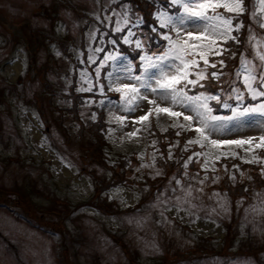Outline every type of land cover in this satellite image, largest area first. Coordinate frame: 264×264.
<instances>
[{
    "label": "rangeland",
    "instance_id": "374dc122",
    "mask_svg": "<svg viewBox=\"0 0 264 264\" xmlns=\"http://www.w3.org/2000/svg\"><path fill=\"white\" fill-rule=\"evenodd\" d=\"M119 1L0 0V264H264V148L256 147L264 128L245 124L229 131L230 124L211 138L256 139L209 154L208 147L176 149L179 136L185 146L198 138L179 127L187 124L183 116L153 113L141 121L154 108L148 100L170 106L160 101L161 90L141 87L148 99L128 104L114 89L140 87L129 76L156 87L159 69L138 74L127 58L93 46L101 14L115 32L127 28L131 4ZM253 9L262 42L264 16L257 2ZM86 25L90 48L80 59L88 63L78 69L69 55L80 46ZM138 31H130L129 40ZM233 42L218 39L220 54L209 52L208 65L195 57L199 67H190L189 79L201 69L207 79L200 81L204 87L189 85L188 95H213L217 87L205 83L211 70L220 74L225 67ZM168 47L160 54L143 48L154 63L170 64L158 59ZM110 61L102 81L108 87L100 90ZM102 97L109 98L102 106L103 148L95 151ZM208 103L212 115L224 116L217 115V101ZM172 111L194 115L179 106ZM198 126L194 121L193 128Z\"/></svg>",
    "mask_w": 264,
    "mask_h": 264
},
{
    "label": "snow or ice",
    "instance_id": "6c2138e0",
    "mask_svg": "<svg viewBox=\"0 0 264 264\" xmlns=\"http://www.w3.org/2000/svg\"><path fill=\"white\" fill-rule=\"evenodd\" d=\"M259 12L264 16V0H257ZM172 5H180L183 9V14L173 17L167 12H160L158 19L161 27H170L175 31L176 39L170 35L165 34L163 39L168 41V50L158 59L161 62L173 61L172 63H154L150 57H142L145 60V73L149 69H159V78L155 80L156 87H150L147 80H143L140 76H129V79L139 82L140 87L135 84H124L114 90L123 94L128 104H133L138 100H147V96L141 95L140 88H150L151 92L156 93L160 91L159 99L162 103H168L169 107H161L156 100H148V103L154 108L150 109L145 116L139 119L145 121L148 116L153 113L159 117V114L165 113L170 117H180L187 124H181L179 127L185 130H193L197 133L198 138L189 140L188 144H198L201 148L208 147L209 154L212 149L219 150L223 145H236L238 147L244 144H252L256 138H249L248 140H216L211 138L212 133H221L231 124L232 128H239L247 125H255L264 128V103L256 105L238 104L236 107L224 103L223 107L230 108L232 115L230 116H216L212 115L213 109L209 106V101H217L220 103L218 95H207L203 92L198 95L190 96L186 89L189 85L196 87H204L200 84L201 80L207 79L205 72L201 69L195 73L196 79H189L192 73L189 71L190 67H199L198 61L195 59L199 56L208 65L207 54L217 49L218 39L227 41L231 39L239 42L238 37L232 36L233 31H239L243 27L242 22H238L233 27V20L237 19L246 11L244 0H171ZM219 9H224L220 12ZM232 14V15H229ZM192 25L193 30H188V24ZM264 27V23H261ZM120 29L118 28L117 31ZM183 31V35L181 34ZM261 43L256 45V58L261 62L260 75L257 77V69L251 60L244 59L241 61V71L237 72V76H243V84L246 87L248 94L252 100H257L264 97V50L261 49ZM137 47H141L137 43ZM189 57H192L189 59ZM108 59L115 60V57H108ZM179 61V64L174 63ZM223 64V60L220 61ZM211 67L215 68L213 63ZM172 68L169 72L165 69ZM132 66L128 65L127 71L131 72ZM246 73V74H245ZM157 73L153 72L155 77ZM212 76L219 80L220 74L212 73ZM235 98L237 101H243L244 96L239 89H234ZM231 98V97H229ZM138 107V104H136ZM179 106L185 111H190L194 115H184L183 112L172 111L173 107ZM128 111L135 110L134 108L126 109ZM198 122V127L193 128V122ZM177 125L174 124L173 127ZM260 143L256 144L258 148H264V136L259 137ZM226 154V153H224ZM196 155H200L197 153ZM235 155V153H233ZM219 157H217L218 159ZM257 160V157H253ZM187 165H185L186 167Z\"/></svg>",
    "mask_w": 264,
    "mask_h": 264
},
{
    "label": "trees",
    "instance_id": "16d2710c",
    "mask_svg": "<svg viewBox=\"0 0 264 264\" xmlns=\"http://www.w3.org/2000/svg\"><path fill=\"white\" fill-rule=\"evenodd\" d=\"M104 3L106 0H99ZM129 9L126 14L129 15L130 22L126 29H123L120 32H115L114 26L111 23V26L107 27V20L104 18V15H100L98 27H102L101 30L97 32V35L93 39L94 41V48L97 47V44L102 46L103 52L119 54L126 57L131 63L134 65L136 72L139 74L145 68V61H143L142 57H145V49L143 47H148L149 52H159L162 53L166 46L169 44L168 41L163 39L165 34L171 35L174 37L175 32L171 30L170 27H161L158 23V19L155 17L156 14H159L162 11L166 12H183V9L180 5H172L171 0H121L119 3H129ZM244 5L246 11L237 19H234V25L238 22L243 23V27L236 33V37H238L239 42H233V48L230 51L229 57L227 58V62L224 68L220 71V78L216 80L212 74L210 76V80L205 83V85H209L210 81H212L213 87H217L214 94H220L221 102L232 103L233 107H236L240 101H237L235 98L234 88L236 86L239 87L240 92L243 94L244 99L242 104L244 105H256L260 102L264 101V97H261L257 100H252L250 95L248 94L245 85L243 84V80L240 79V76H237V72L241 67V61L244 59L253 60L256 59L257 69V77L259 78L260 75V68L261 62L256 58V45L259 42V30L257 24V15L253 9V0H245ZM103 6V5H102ZM104 7V6H103ZM105 9V8H104ZM137 10V11H136ZM224 12V9H221ZM181 12V13H182ZM136 14V15H135ZM232 15V14H229ZM125 16V18H126ZM96 21V18H93ZM98 21V20H97ZM96 21V22H97ZM141 23V25H140ZM89 26L86 25L83 27V30L86 31ZM140 28V31L136 33V36L132 38V41L129 40L132 37V34L129 33L130 31H134ZM84 31L82 32L83 34ZM141 33V35H140ZM238 34V35H237ZM146 39H144V38ZM105 39V40H104ZM139 39L140 43L143 40V46L141 43V47H137L134 40ZM92 41V43H93ZM131 41V42H130ZM97 42V43H95ZM90 46L87 44L86 39H82L80 46H76L69 55L70 60L72 63L77 64V68L80 69L81 67L87 68L86 64L88 63V59L85 58V63L80 59V53L86 54L88 52ZM227 51H224V56H227ZM87 55V54H86ZM85 56V55H84ZM70 61V62H71ZM80 61L83 62V65L80 64ZM221 67V65H220ZM212 73H216L214 70H211ZM193 93H198V91H192ZM232 94V97L229 98L228 96ZM81 98V96H80ZM247 100V101H246ZM78 105V102H76ZM218 105V104H217ZM216 105V106H217ZM230 105V104H229ZM218 106L216 111H221L220 114L227 116L232 114L230 108L223 107L222 110ZM96 110V109H95ZM68 111L74 112L75 109H69ZM104 122L103 120L96 122L95 133L99 136L96 138L97 141H94L95 151L98 149V146L103 148L100 143L101 142V123ZM93 123V122H92ZM91 123V124H92ZM93 130V131H94ZM103 145V144H102ZM203 149V148H202ZM120 167L122 166L123 169L125 168L126 161H119ZM118 167V168H120ZM244 191V190H243ZM248 193V192H247ZM244 194V193H243ZM232 238V237H231Z\"/></svg>",
    "mask_w": 264,
    "mask_h": 264
},
{
    "label": "bare ground",
    "instance_id": "6f19581e",
    "mask_svg": "<svg viewBox=\"0 0 264 264\" xmlns=\"http://www.w3.org/2000/svg\"><path fill=\"white\" fill-rule=\"evenodd\" d=\"M218 106H220V103H219ZM217 115H221V114L219 113V111H217ZM179 148H180V150H182V151H187V149H189L188 145H187V146H184V147H181L180 144H176V149L178 150ZM249 195H250V194H249ZM250 199H251V195H250Z\"/></svg>",
    "mask_w": 264,
    "mask_h": 264
}]
</instances>
